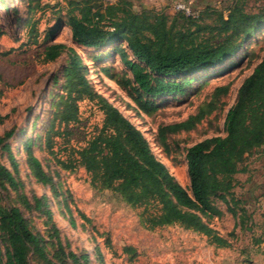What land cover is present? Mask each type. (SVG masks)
Returning a JSON list of instances; mask_svg holds the SVG:
<instances>
[{
    "label": "trees",
    "instance_id": "trees-1",
    "mask_svg": "<svg viewBox=\"0 0 264 264\" xmlns=\"http://www.w3.org/2000/svg\"><path fill=\"white\" fill-rule=\"evenodd\" d=\"M32 1L28 3L30 13L39 6ZM0 3L6 6L5 0ZM60 13L58 7V20L44 32V40L53 41L65 26L93 64L118 56L131 77L123 82L112 74L109 78L126 87L137 109L145 114L157 111L163 99L184 94L191 84L205 79L201 73L232 59L255 35L264 32V0L254 10L247 9V0H227L220 8H204L196 18L180 12L169 16L147 8L135 11L130 0H66ZM26 23L28 34L37 42L36 23L31 17ZM64 49L68 58L60 69L63 84L53 100L44 135L46 149L54 154L56 164L67 171L83 168L93 188L118 195L137 210L140 223L147 229L178 225L204 235L216 247H230V240L210 223L223 215L216 201L237 220L234 227L242 228L248 219L243 206L238 207L242 201L234 189L238 185L236 175L247 171V157L264 147V56L237 89L236 99L225 114V135L205 138L186 148V189L156 157L144 134L94 88L83 55L73 47L50 43L40 53L41 62L55 61ZM220 91L226 92V88ZM85 100L101 112L102 119L91 126L82 142H75L74 127L81 125L79 108ZM206 113L202 108L183 121L160 126L157 141L164 152L168 134L191 130ZM12 135V129L0 135V150L10 151L8 139ZM55 137L57 152L53 150ZM22 143L33 177L54 189L53 178L33 153L34 139ZM10 159L17 174V164L12 156ZM5 183L14 190L22 186L6 166L0 165V186L5 188ZM19 199L25 209L51 220L45 195L29 198L21 193ZM50 235L56 240L51 255L45 250L47 241L30 228L21 209L0 202V264H30L33 257L39 264L88 261L87 254L65 250L54 224ZM227 235L231 237L233 232ZM256 241L264 242V227ZM105 243L111 248L109 238ZM122 251L131 260L136 256L133 247Z\"/></svg>",
    "mask_w": 264,
    "mask_h": 264
},
{
    "label": "rangeland",
    "instance_id": "rangeland-1",
    "mask_svg": "<svg viewBox=\"0 0 264 264\" xmlns=\"http://www.w3.org/2000/svg\"><path fill=\"white\" fill-rule=\"evenodd\" d=\"M130 1L135 11L147 8L172 16L177 13L173 9L176 1H185L201 13L206 7L220 8L227 0ZM5 2L6 6L0 3V135L10 129L13 135L8 139L10 151L0 150V165L6 166L22 186L17 190L8 183L5 188L0 186V202L21 209L30 228L47 241L46 252L51 255L55 249L56 240L50 235L54 224L66 251L88 255V261L81 264H264V242L256 241L264 227V147L254 150L244 162L247 171L236 175L238 185L234 191L242 201L238 207L243 206L248 216L242 228L240 225L234 227L237 220L226 212L222 202L216 201L223 215L214 217L210 224L230 240V247H216L204 235L178 225L147 229L140 223L137 210L113 192L93 188L83 168L61 169L54 154L46 149L44 135L53 100L63 84L60 69L67 61L68 51L64 49L53 62L42 63L40 59L43 48L50 43L73 47L83 55L94 88L144 134L156 157L187 189L186 148L205 138L225 135V114L236 99L237 89L264 56V32L255 35L232 59L201 73L200 77L205 79L191 84L184 94L163 99L157 111L145 114L137 109L128 89L115 81L123 82L131 77L118 56L93 64L84 56L83 49L72 41L70 30L65 26L59 29L53 41L44 40V32L58 20V7L63 14L66 0H33L39 3L33 13L28 12L30 0ZM259 2L247 0V9L254 10ZM30 17L38 30L37 42L28 34L26 22ZM110 74L115 79H110ZM220 88H226V92ZM202 108L207 113L194 128L167 135V153L164 152L157 141L158 128L183 121ZM79 109L82 121L74 127L75 142H82L91 126L100 124L102 119L101 112L87 100L80 102ZM27 138L34 139L33 153L53 178L54 189L37 182L31 174L22 143ZM55 140L57 144L53 150L57 152L58 138ZM10 156L17 164V174ZM21 193L29 198L45 195L51 220L38 211L25 209L20 203ZM80 213L85 218L82 219ZM230 232L233 235L228 237ZM106 238L111 248L106 246ZM124 247L135 249L136 256L132 260L122 251ZM30 264L39 262L33 257Z\"/></svg>",
    "mask_w": 264,
    "mask_h": 264
},
{
    "label": "built area",
    "instance_id": "built-area-1",
    "mask_svg": "<svg viewBox=\"0 0 264 264\" xmlns=\"http://www.w3.org/2000/svg\"><path fill=\"white\" fill-rule=\"evenodd\" d=\"M173 9L175 12H180L192 18H196L199 15V11L194 10L191 5H189V3H186L185 1H176L173 4Z\"/></svg>",
    "mask_w": 264,
    "mask_h": 264
}]
</instances>
